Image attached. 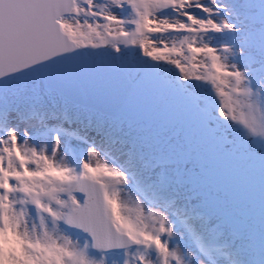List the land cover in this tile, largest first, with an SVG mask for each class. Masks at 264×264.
<instances>
[{
    "label": "snow or ice",
    "instance_id": "snow-or-ice-1",
    "mask_svg": "<svg viewBox=\"0 0 264 264\" xmlns=\"http://www.w3.org/2000/svg\"><path fill=\"white\" fill-rule=\"evenodd\" d=\"M0 264H264V0H0Z\"/></svg>",
    "mask_w": 264,
    "mask_h": 264
}]
</instances>
